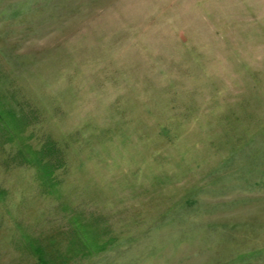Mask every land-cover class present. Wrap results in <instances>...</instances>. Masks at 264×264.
<instances>
[{
	"label": "rangeland",
	"instance_id": "1",
	"mask_svg": "<svg viewBox=\"0 0 264 264\" xmlns=\"http://www.w3.org/2000/svg\"><path fill=\"white\" fill-rule=\"evenodd\" d=\"M38 254L264 264V0H0V264Z\"/></svg>",
	"mask_w": 264,
	"mask_h": 264
},
{
	"label": "trees",
	"instance_id": "2",
	"mask_svg": "<svg viewBox=\"0 0 264 264\" xmlns=\"http://www.w3.org/2000/svg\"><path fill=\"white\" fill-rule=\"evenodd\" d=\"M95 242H96V240H95ZM95 242L93 241V245H94V246L96 245ZM88 246H90L89 243H88ZM36 258H37V261H38L39 264H48V263L46 262V260L44 259V257L41 256L40 254H38Z\"/></svg>",
	"mask_w": 264,
	"mask_h": 264
}]
</instances>
